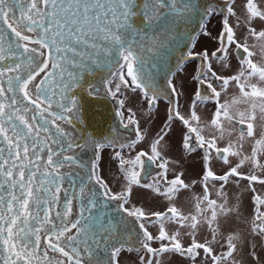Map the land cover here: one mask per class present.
<instances>
[{"label": "water", "instance_id": "water-1", "mask_svg": "<svg viewBox=\"0 0 264 264\" xmlns=\"http://www.w3.org/2000/svg\"><path fill=\"white\" fill-rule=\"evenodd\" d=\"M222 0H0V264H116L137 218L96 181L132 131L107 81L156 96Z\"/></svg>", "mask_w": 264, "mask_h": 264}, {"label": "flooded vegetation", "instance_id": "flooded-vegetation-1", "mask_svg": "<svg viewBox=\"0 0 264 264\" xmlns=\"http://www.w3.org/2000/svg\"><path fill=\"white\" fill-rule=\"evenodd\" d=\"M237 1L222 0L206 16L193 36L189 56L169 77L173 94L151 95L133 85L126 73L127 61L107 81L110 95L118 102V118L132 135L121 145L99 146L93 173L104 192L119 197L142 227L139 245L119 249L116 264L132 253L140 264H227L229 244L224 251L218 247H223L224 230L231 226L224 228L222 223L221 191L216 183L221 177L226 178L223 184L236 176L253 177L245 170L236 173L231 162L234 150L241 152L249 146L246 140H232L228 120L233 115L226 116L221 109V92L231 82V88L249 92L247 99L261 93L264 98V26L250 28L255 30L249 33L254 48L245 38L234 39L235 29L227 34L217 28L211 40L218 39V46L208 48L207 27L213 18L225 25L237 11L236 5L258 14L256 0H241L243 5ZM228 54L245 64V75L221 76L216 62ZM254 117L260 119L251 112L238 126L233 125L234 130L248 135L257 131ZM253 142L259 146L262 141ZM219 164L228 166L220 172ZM259 220H252L255 233L257 226L264 230Z\"/></svg>", "mask_w": 264, "mask_h": 264}, {"label": "rangeland", "instance_id": "rangeland-1", "mask_svg": "<svg viewBox=\"0 0 264 264\" xmlns=\"http://www.w3.org/2000/svg\"><path fill=\"white\" fill-rule=\"evenodd\" d=\"M238 2L243 5L241 0H238L236 4H238ZM263 3L264 0H256L254 5L255 7H258L256 9L259 11L257 15L255 14V10L247 12L242 6L239 7L236 5L237 11L232 14L231 20L225 25L220 23V21L216 22V19L213 18L207 27V30H209V35H207L209 50L218 46V39H215V42L211 40V35H214V30L216 28L220 29L223 33L227 32V34L235 29L234 31L235 33L238 31V35H235L234 39L241 40V38H245L254 48L255 42L250 38L249 33L255 31L254 29H250L252 27L264 26ZM214 24H216V26L212 28ZM200 47L201 46L198 48ZM231 56H233L232 53ZM216 63V67H218L219 72L221 71L222 73L221 76H227L228 74L235 76L238 72L241 73V76L245 75L242 70V65L245 66V64L239 63L235 59L233 60L230 57V54L224 56V59L218 60ZM258 74H252L251 77ZM242 86L246 87L245 84ZM260 88L263 89V87ZM221 93L224 100V107L221 109L225 112V115L228 113L233 115V117H229L228 120L231 125L229 131L232 140H235L236 142L238 140L241 141V139L246 140L249 146V148L243 149L241 152L234 150V155L231 157L235 159H232L231 162H234L235 164L236 173L245 170L251 172L253 178H247L248 180H245L244 178L242 179L236 176V179L233 177L228 179L230 180L229 184H223V182L226 181V178L221 177L219 178L218 184L216 183L218 190L221 191L220 202L222 206V223H224V228L231 226L229 229L226 228L224 230L225 243L223 244V247L219 246L218 248L224 251L227 244H229V247L226 248V254L231 252V255L227 258V264H264V230L260 229L257 225L256 233L252 229L253 219H260L259 221H262L264 224L263 93H261L258 98L247 99L249 92L240 88H231V82H229L227 87L222 89ZM251 112L258 114L260 118L258 120L254 117L255 120L257 119V131L251 132L250 135L244 134V132L238 128L235 131L233 125L238 126L237 123L241 119L249 117ZM226 139L229 140V137L227 136ZM259 140L262 142L259 146H255V142L253 141ZM248 161L250 165L247 166ZM227 166L228 164L223 167L222 164H219L218 169L221 172L225 170ZM233 243L235 244L234 246ZM121 258L125 260L122 264H140L137 255L133 253L126 255V259L123 257Z\"/></svg>", "mask_w": 264, "mask_h": 264}]
</instances>
